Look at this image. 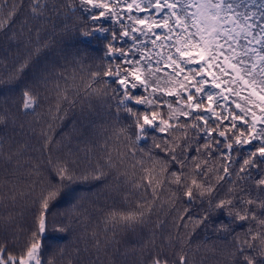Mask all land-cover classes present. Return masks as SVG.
I'll use <instances>...</instances> for the list:
<instances>
[{
	"label": "snow or ice",
	"instance_id": "snow-or-ice-1",
	"mask_svg": "<svg viewBox=\"0 0 264 264\" xmlns=\"http://www.w3.org/2000/svg\"><path fill=\"white\" fill-rule=\"evenodd\" d=\"M69 34L104 55L50 59ZM0 89V207L32 209L23 240L0 217V264H264V0H0ZM93 98L113 131L80 167L55 130ZM92 182L123 206L89 230ZM77 227L82 248L46 255V234Z\"/></svg>",
	"mask_w": 264,
	"mask_h": 264
},
{
	"label": "trees",
	"instance_id": "trees-1",
	"mask_svg": "<svg viewBox=\"0 0 264 264\" xmlns=\"http://www.w3.org/2000/svg\"><path fill=\"white\" fill-rule=\"evenodd\" d=\"M102 23L105 26L110 25V21H103ZM58 43L54 45V53L50 56V59L58 60V63L61 65H65L67 62L71 61V57L74 54H77V50H79V55L84 57L86 60L88 57L96 58L102 57L104 55L103 46L101 43L97 41H92L89 43L88 41H83L77 38L74 34H69L68 36H64L63 38L57 37ZM62 56H67L68 61L61 59ZM95 63L93 59L91 61ZM9 93L6 90L0 89V104L4 102V97ZM93 107L90 110L91 115L82 116L79 110L76 111L75 115H70L68 119H66L63 124L55 130V137L57 141H61V143L57 146L59 151L54 150V155H64L68 152L73 154L72 158L76 159L77 164L80 167H85L89 160L88 157H91V161L94 164L96 161V157L100 152V145L103 143L104 139L107 136H110L113 131V122L107 116V105L103 102V100H98L93 98L92 100ZM47 103L45 102L42 107L37 108V113H40L42 116L46 112ZM86 108V113L89 111ZM46 119V116L44 117ZM21 120L33 121L36 119L35 116L29 115L26 117H20ZM127 122V121H125ZM39 132V126H37V133ZM30 143L39 147V142L36 137H33ZM151 145V139L148 140L147 144L144 147H149ZM90 150V151H89ZM31 155L40 158L39 152H33ZM46 160L47 157L45 156ZM4 173L0 171V179H3ZM28 178L26 175L21 176L20 188L24 189L25 184L27 183ZM106 183L110 184L113 188H115V174L110 175L107 178ZM78 192H83L87 199L84 201V207L87 209L88 213L92 218V223L89 225V230L95 227L100 218L103 215V209L110 208L113 206V202L115 201L116 207H122L121 204L122 197L117 195L115 191H109L105 187V182H92L89 185L81 186L77 189ZM9 207L4 208L0 207V217H7L9 213L12 214L13 223L10 225L11 231H18L23 240V237L26 235L25 231H20L21 229H29L32 225L31 220V203L29 199H19L15 205V207L11 206V201H6ZM134 203V201H133ZM68 202L66 200L61 201L57 204L52 212H61L64 211L68 207ZM156 217H153V221H155ZM169 223H171V217H168ZM7 220L0 218V226L6 225ZM103 227L102 225H100ZM239 231V229H237ZM83 229L77 227L73 232L67 235H59V234H46L45 236V244L47 245L49 254L55 249L57 246H67V250L70 252L72 249L76 247H83V242L80 237ZM147 232V230H145ZM200 238H205V233L201 230ZM207 238L209 242L216 239L211 233L207 234ZM218 246H221L218 242ZM203 258V264H223V258L219 253L215 254V258L211 252H201L200 256L197 258L198 262L200 258Z\"/></svg>",
	"mask_w": 264,
	"mask_h": 264
}]
</instances>
